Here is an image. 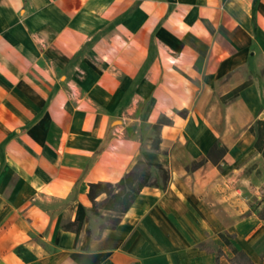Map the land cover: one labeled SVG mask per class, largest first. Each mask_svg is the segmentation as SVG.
I'll list each match as a JSON object with an SVG mask.
<instances>
[{"label":"crops","instance_id":"1","mask_svg":"<svg viewBox=\"0 0 264 264\" xmlns=\"http://www.w3.org/2000/svg\"><path fill=\"white\" fill-rule=\"evenodd\" d=\"M257 12L264 0H0V264H187L174 251L215 225L188 178H171L172 201L147 185L115 227L97 231L87 214L88 182H117L139 159L140 142L109 136V108L127 98L153 41L157 54L132 101L151 90L153 124L160 112L188 108L187 118L173 117L159 130L160 143L176 136L183 145L173 150L178 163L187 169L202 153L197 137L206 129L218 134L208 120L215 113L229 130L243 128L239 141L264 158L249 131L264 117V14ZM173 64L196 73L191 97L187 84L170 96L173 84L163 77ZM245 81L236 98L221 100ZM235 152H242L239 142L215 140L206 162L217 165ZM213 177L207 168L200 183ZM75 190L66 207L48 203ZM185 198L182 209L177 199ZM79 203L87 212L75 243L63 224L75 220ZM220 233L253 264H264L253 239L238 247L223 230L217 237L232 256L220 262L223 251L208 248L194 252V264H233Z\"/></svg>","mask_w":264,"mask_h":264},{"label":"rangeland","instance_id":"2","mask_svg":"<svg viewBox=\"0 0 264 264\" xmlns=\"http://www.w3.org/2000/svg\"><path fill=\"white\" fill-rule=\"evenodd\" d=\"M257 14H264V12H257ZM254 29L256 32L257 23H254ZM154 34L155 33H153V39ZM255 36L256 33L254 37ZM142 46V43H140L139 53H141ZM256 49L257 44L254 40V44L251 46L253 55L256 52ZM156 54L157 43L153 41L150 43L149 57L143 62L139 69V73L136 75L132 83H130L126 92L127 98L125 97L126 99H124L125 101H119V103L114 102V104L110 105L109 111L113 116H111L109 123V136H117L126 140L135 139L140 142L139 150L136 151L133 156L135 161L138 158H143L163 163L164 170H166L165 173H167L168 177L164 178L163 170L152 169L153 181L149 185V189L154 191L158 190L159 192L161 191L166 199L172 201L177 197L168 192V189L172 185L171 178H188L189 184H191L193 191L196 193V198H199V201H201L213 215L215 222L214 227H209L208 230L205 229V231H200L198 239L195 237H189L188 244H184L183 247L179 246L180 248L177 249L178 253L177 250L174 251L175 256L182 254L186 259L187 264H194L191 258L192 255L197 253L196 251L204 252V249L212 248L214 250L221 249L223 251L224 255L220 258V262L221 260L229 259L232 254L217 237L219 230H223L227 234H233L234 238L232 240L236 242L238 247L243 241L253 239L254 242H256L255 245L260 247L258 251H261V249L264 250V158H262L261 155L257 156L258 154L254 149L251 150L245 146L246 142H244L243 139H240L239 141L238 138L242 135L243 128H231L229 130L223 125L221 117H217L216 113L212 114L213 117L208 120L212 122L214 128H217H215V131L218 130V134H214L209 129H206L201 136L197 137V139L204 140V150H202V153L198 154L194 159V162L188 163L189 166L187 169L178 163V155L173 152L174 147H183L176 136L168 137L163 143H160L158 149L152 147V140L159 135V131L158 133L155 132L152 128V117L147 115L152 104L151 90L149 88H142L141 99L137 102L132 101V95L138 84L140 85L147 75L148 68L155 59ZM172 67L175 70H168L165 67L166 70L163 82L165 80L170 83L172 82L174 89L169 91V94L175 99L177 93L182 91L185 84L191 87V82L196 83L194 79L196 73L194 71L187 72L179 69L174 64ZM262 73H264V69H262ZM193 91L194 89L192 87L189 88L188 96L191 97ZM207 107H209L207 109L208 111L212 105L209 103ZM167 113L160 112L159 115H164L169 120L168 123H165L167 125L173 124V117H176L178 119L177 122H180L181 118L185 119L189 115L188 108L178 109L174 107L172 108V112L168 111ZM115 120L120 121L118 122ZM113 121H115V123H113ZM162 134L166 135V132H161L160 135ZM159 137L161 139V136ZM194 137L195 135L193 138ZM215 140L226 146L231 144L235 145L239 142L240 146H242V152H235V154L231 153V155L228 154L224 161L217 165H213V162L211 163L210 161L206 162L205 153L207 147ZM186 144L187 143H185V145ZM215 155L217 159L218 153ZM236 158H241V160L237 161V163ZM201 164V170L198 169V172H192L193 169L191 168L200 166ZM207 168L215 170V177L210 179L207 184L205 183L202 185L200 183L201 176ZM186 186L190 185L186 184ZM75 195L76 190L65 200L59 201L56 199H50L48 203L60 207H66L68 204L73 203ZM104 195L105 193L99 195L96 199L99 201ZM155 200L157 199L155 198ZM177 201H182V209L189 206V201L186 198L185 200L177 199ZM72 209L73 205L68 207L66 213L67 217ZM87 214L89 216V221L96 231L101 225L106 223V214L99 216L93 214L90 210ZM260 257L261 260L264 261V255H260ZM201 264H214V261L212 259L206 261L202 260Z\"/></svg>","mask_w":264,"mask_h":264},{"label":"trees","instance_id":"3","mask_svg":"<svg viewBox=\"0 0 264 264\" xmlns=\"http://www.w3.org/2000/svg\"><path fill=\"white\" fill-rule=\"evenodd\" d=\"M247 84H249V81H245L233 88L228 93L222 95L221 100L223 102H228L229 100L236 98L239 91ZM168 122L169 120L164 115H161L157 122L152 124V128L158 133L160 126ZM249 131L256 138L254 143L256 150L264 155V117H258V119L251 123ZM159 141V135L152 140V147L154 149L159 148ZM152 169H161L164 171V178L168 177L167 173H165L166 170H164L163 164L160 162L158 163L139 158L132 167L117 180V182H88L89 188L87 196L92 202L90 211L95 215L102 216L106 214L107 216L106 223L100 227L101 230L104 228H113L118 224L122 214L131 207L142 189L152 183ZM103 193H105L104 197L98 201L96 198ZM86 212L87 208L79 203L75 212V220L63 224L65 229L74 231L75 243L78 240L80 229L82 228L86 217ZM220 236L232 249L234 254L232 259L233 264H253L247 254L236 249L235 246L232 247L231 243L224 237L223 233H220Z\"/></svg>","mask_w":264,"mask_h":264}]
</instances>
